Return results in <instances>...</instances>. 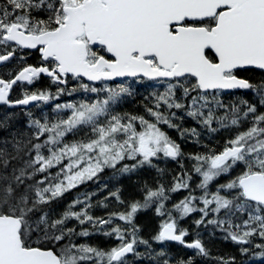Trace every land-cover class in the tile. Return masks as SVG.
Masks as SVG:
<instances>
[{"label":"snow or ice","instance_id":"1","mask_svg":"<svg viewBox=\"0 0 264 264\" xmlns=\"http://www.w3.org/2000/svg\"><path fill=\"white\" fill-rule=\"evenodd\" d=\"M136 95L142 112L117 110ZM168 130L202 150L185 152ZM159 160L179 164L171 183L144 182L142 200L109 190L97 203L123 209L106 218L92 214L93 192L53 207L105 169L117 182L162 175ZM145 210L159 218L147 237ZM194 212L235 251L211 257L201 231L189 239L180 221ZM197 257L264 264V0H0V264Z\"/></svg>","mask_w":264,"mask_h":264},{"label":"trees","instance_id":"2","mask_svg":"<svg viewBox=\"0 0 264 264\" xmlns=\"http://www.w3.org/2000/svg\"><path fill=\"white\" fill-rule=\"evenodd\" d=\"M137 91L143 93V95H148V93L144 92V90L142 88H138ZM225 101L227 102L228 98L225 99ZM144 102L145 101L143 100V97H141V95H136L134 98L130 97V98H128V100L123 101V110L121 109L120 111L142 112L143 111L142 105ZM34 116L38 117L37 114H34ZM186 126H188V125L186 124ZM168 131L174 138H176L178 140V142L181 143V146L185 152L202 150L199 146L195 145L192 142L180 141L177 134L173 130H168ZM221 135H223V133H221ZM218 138L219 137H217V139ZM204 142H207V141H204ZM154 163H156L159 168L163 169L162 175L157 173L156 169L141 170L136 175H133L131 177V179L121 177V178H119V182H117V180L112 177V170L105 169L102 173H100L98 175V179H94V181H90L88 185H82V186L78 187L77 189L72 190L71 193L65 194L66 198H65L64 202L59 206L53 205V207L57 211H62L63 207L71 199L75 198L78 193L95 192L101 183H105L108 186L107 188H104L103 185L99 186V189H107V194L100 192L98 197L101 200L104 197H107L109 190H115V188H117V187H119L121 189L122 199H124L125 201H128L131 198L142 200L143 193L141 192L140 187L144 182H147V184H149V185H153L157 181H159V182L164 183L165 186L167 187L171 183L172 175L175 172L180 171L179 164L176 162L170 161V160L169 161L159 160V161H154ZM184 163H185V169L186 170L189 169L190 164L188 163V161L186 159H185ZM195 182H197L196 177L193 176V183H195ZM198 191L199 190H197L196 194L198 193ZM176 193L183 195V197L185 195H188V192L186 190H181V191L176 192ZM176 193H174V194H176ZM172 194L173 193H171L170 195H172ZM127 198H129V199H127ZM105 202L107 204V207L103 208V209L106 210V213L101 214V209L98 206L94 205V207L92 208V214L96 215V216H103L106 218L108 212L113 211V210H122L123 209V206L118 205L116 203V201L111 197H109ZM168 204L169 203L166 202V206L170 209ZM137 223H139L143 228L142 235L147 237V235L150 231L158 228L159 218H157L155 216L154 212H152L150 210H145L142 213H138ZM201 228H203V231H204L203 225L201 226ZM205 232L209 238L208 232L207 231H205ZM220 235L221 234L219 233V231H217L215 233L214 237H218L219 240L211 241L207 245V247L210 249L211 257L225 255L227 253H232L235 251V246L231 242H226V241H223L222 239H220L219 238ZM94 237L96 240L91 241V242L99 243L102 246L103 245H110L111 243L115 242L114 240H108L107 238L102 237L100 235H96ZM211 238H213V237H211ZM140 249H141V251H143L142 246L140 247ZM169 250L173 254L177 253L178 251H182V249H180L178 246H173ZM188 254L191 255L192 253L188 252ZM143 262L148 263L146 259H144ZM135 264H139V263H135ZM197 264H213V261L210 258H205L204 261H200L199 259H197Z\"/></svg>","mask_w":264,"mask_h":264},{"label":"flooded vegetation","instance_id":"3","mask_svg":"<svg viewBox=\"0 0 264 264\" xmlns=\"http://www.w3.org/2000/svg\"><path fill=\"white\" fill-rule=\"evenodd\" d=\"M49 82L45 81V80H41L39 83H37L36 85H34L35 88H39L42 86H45L46 84H48ZM53 91H54V87H53ZM15 95V93H14ZM41 109L44 110V105L41 106ZM96 240L95 238H92V241Z\"/></svg>","mask_w":264,"mask_h":264},{"label":"bare ground","instance_id":"4","mask_svg":"<svg viewBox=\"0 0 264 264\" xmlns=\"http://www.w3.org/2000/svg\"><path fill=\"white\" fill-rule=\"evenodd\" d=\"M127 199H129V198H127ZM95 238V237H94ZM94 240V239H93Z\"/></svg>","mask_w":264,"mask_h":264}]
</instances>
